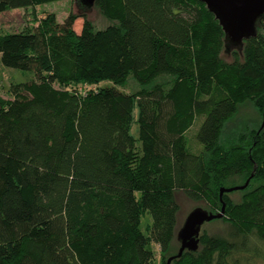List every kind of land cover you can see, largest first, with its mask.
Wrapping results in <instances>:
<instances>
[{
	"label": "trees",
	"instance_id": "trees-1",
	"mask_svg": "<svg viewBox=\"0 0 264 264\" xmlns=\"http://www.w3.org/2000/svg\"><path fill=\"white\" fill-rule=\"evenodd\" d=\"M54 1L0 0V13ZM94 7L115 23L99 30L87 13H49L34 30L0 32L1 63L36 78L0 95V264H157L153 244L167 264L179 250L176 191L213 213L225 202L229 229L201 231L198 250L171 264L264 260V184L252 186L264 180V126L224 133L244 101L264 117V17L228 53L199 0ZM129 77L134 93L121 89ZM198 115L195 154L186 131ZM238 177L250 178L240 201L221 198Z\"/></svg>",
	"mask_w": 264,
	"mask_h": 264
},
{
	"label": "rangeland",
	"instance_id": "rangeland-1",
	"mask_svg": "<svg viewBox=\"0 0 264 264\" xmlns=\"http://www.w3.org/2000/svg\"><path fill=\"white\" fill-rule=\"evenodd\" d=\"M77 7L78 5L73 0H61L37 5L35 7L17 8L8 10L6 12H1L0 32L6 34L26 30H34L35 27L38 25L39 20L49 13H55L58 21L63 22L66 17L70 14V12H77V10H79ZM88 17L94 23L95 28L99 30L107 27L110 24L115 23V21L105 17L97 7H93L88 10ZM82 24V18L76 20L75 28L77 29V31L81 30ZM233 49H235V47L230 45L228 53L231 52ZM227 60L231 61V58H227ZM35 79V74L33 72L6 67L1 63L0 60V95L6 98H13L14 94L11 91V88L14 85L24 82H30ZM159 80L161 81L162 79ZM102 85H105V83H102L100 86ZM79 89L84 90L85 88L82 87ZM86 89H89V87ZM121 89L127 93H134L140 89V85L133 77H129L126 87ZM134 115L137 116V111L134 113ZM203 120L204 117L198 115L195 118L193 124L186 131V136L188 137V150L191 153L199 154L202 151V145L197 140V133L203 123ZM261 124L262 126H264V117L260 115L259 111L254 107L251 101H244L240 104L236 115L227 123L224 133L226 137H230L234 136L236 133L246 129L249 126H257ZM137 130L138 126L136 123H134L132 132L137 134ZM245 183H243V178L238 177L234 178L231 183L229 182L228 186L226 187L231 188L236 186H242ZM261 183L264 184V180L260 182H254L252 186H257ZM243 193L244 192L242 190H236L229 192V195L233 201L239 202ZM176 200L180 208L177 214L178 228L183 225L190 211H192L196 207H205L204 202L193 201L183 191H176ZM151 224L152 216L149 212L146 211L142 215L141 226L143 232L147 235L150 234V231H148L147 228ZM228 229L229 225L221 219H215V221L206 222L202 226V231L205 230L209 234L215 236H227ZM179 244L180 243L175 240L172 248V253L177 252L178 248L180 247ZM153 250L155 252V259L157 264H161L160 247L157 244H153ZM255 264H264V260L257 258Z\"/></svg>",
	"mask_w": 264,
	"mask_h": 264
},
{
	"label": "water",
	"instance_id": "water-1",
	"mask_svg": "<svg viewBox=\"0 0 264 264\" xmlns=\"http://www.w3.org/2000/svg\"><path fill=\"white\" fill-rule=\"evenodd\" d=\"M96 0H75L77 11L87 13L94 7ZM214 14L215 19L225 33V46L241 49L244 42L256 35L258 22L264 17V0H199ZM250 183V178L242 186L222 188L220 195L236 190L245 189ZM226 203L218 213L210 212L202 207H196L187 215L183 225L176 230V240L180 243L176 255L168 258L167 264L181 257L185 250L197 251L200 243L202 226L206 222L220 219L225 215Z\"/></svg>",
	"mask_w": 264,
	"mask_h": 264
}]
</instances>
